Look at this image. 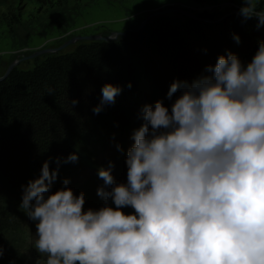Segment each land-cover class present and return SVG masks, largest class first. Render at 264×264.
<instances>
[{
	"label": "clouds",
	"instance_id": "clouds-1",
	"mask_svg": "<svg viewBox=\"0 0 264 264\" xmlns=\"http://www.w3.org/2000/svg\"><path fill=\"white\" fill-rule=\"evenodd\" d=\"M257 4L242 0L239 14L259 28ZM205 72L171 84L168 99L179 91L171 111L163 100L143 106L127 182L101 167L98 210H84L85 194L67 178L53 191L59 167L44 162L20 207L36 222L45 264H264V41L250 62L229 51ZM121 92L105 84L94 112ZM77 160L74 152L64 162Z\"/></svg>",
	"mask_w": 264,
	"mask_h": 264
},
{
	"label": "trees",
	"instance_id": "trees-1",
	"mask_svg": "<svg viewBox=\"0 0 264 264\" xmlns=\"http://www.w3.org/2000/svg\"><path fill=\"white\" fill-rule=\"evenodd\" d=\"M35 1L40 9L55 7L58 2L59 9H62L60 5L63 0ZM70 1L75 4L69 14L72 18L77 9L82 11L94 0ZM193 1L204 4V0ZM0 4H7L8 10L2 14L7 22L21 29L23 14L16 13V0H0ZM196 15L190 16L183 11L177 16L153 15L143 26L116 42H82L70 51H56L43 59L37 58L32 68L15 67L0 80V248L3 249L0 264L18 260L17 254L24 238L22 225L29 218L20 207L24 190L30 181L41 175L45 161H50V170L59 167L53 189L61 188L63 181L73 171V166L78 163L64 162L70 154L75 152L79 155L81 151H86V147L94 151L98 145L105 148L114 132L122 135L124 140L126 134L131 135L130 130L135 131L143 124L141 111L146 104L154 105L157 100H163L171 111L166 91L151 85L153 81L146 78V70H151L153 74L154 70L158 72L159 76L155 75V82L158 83L164 78L156 64L182 62L184 55L203 41L217 36L240 37L254 30L264 33V26L258 28L255 17L245 20L239 12L219 22L213 21L214 15L209 12ZM214 52L210 46L206 53L210 56ZM235 53L243 63L251 61L244 53ZM111 74H115L117 79L104 80ZM96 78H102L96 88V96H102V88L109 82L118 85L125 79L126 84L121 86L122 92L115 103L106 104L99 113H95L94 109L85 114H77V109L73 112L74 108L66 104L72 91L83 80L94 81ZM17 140L24 143L21 158L18 143H15ZM126 156L127 152L123 149L104 161H91L88 165L93 170V176L80 184L77 195L81 192L85 194L87 190L89 196L95 183L104 184L98 176L102 166L108 168L111 164L113 175L127 174ZM57 158L60 159L59 166ZM88 200L85 199V203Z\"/></svg>",
	"mask_w": 264,
	"mask_h": 264
},
{
	"label": "rangeland",
	"instance_id": "rangeland-1",
	"mask_svg": "<svg viewBox=\"0 0 264 264\" xmlns=\"http://www.w3.org/2000/svg\"><path fill=\"white\" fill-rule=\"evenodd\" d=\"M61 3L62 9H59V2L55 7L50 6L49 8L43 7L40 9L39 3L35 0H16V13L23 14L21 29L15 27L17 26L16 24L12 26L7 22V19L2 15L3 12L8 10L7 4H0V76L5 74L12 63H15L16 67L21 69L32 68L37 58L43 59L47 54L54 53L53 49L63 46L65 42L73 37L80 35L109 37L114 33H118L117 39L109 40L116 42L132 30L143 26L147 18L152 14L177 16L178 13H181L180 11H183L189 13L190 16L197 17L196 14L198 13L209 12L214 15L213 21L219 22L232 13H238L242 6V0H204L203 5L197 4L193 0H94L80 12L75 9L76 14L70 18L69 14L74 10L75 4L70 0H63ZM261 6L264 9V0H258V10ZM56 25H59V27H55ZM123 32H126V34L123 35ZM261 41H264V33L261 30H254L246 35H241L239 43L236 42L235 38L217 36L214 39L199 43L184 55L182 62H160L163 65L156 64L160 75L162 74V78H164L161 82H155V75L159 76L156 70H154V74L153 72L150 73L151 70H146L145 76L147 74L146 78L151 82L153 81L151 85L161 87L164 92L166 91L167 95L174 81L187 80L191 82L197 76L199 77L206 73L205 70L208 65L214 66L218 57L226 55L229 51L234 53L238 51L239 54L244 53L246 57L252 59ZM82 42L90 41L77 40L59 51H70ZM210 46L214 48L215 52L209 56L206 52ZM43 49L48 51L37 57L25 60L26 57ZM199 62L202 64H199ZM190 64H192L191 67H189ZM116 77L115 74H111L104 80L117 79ZM101 81L102 78H96L94 81H90V79L83 80L82 84L72 91L66 100V104L74 108L73 112L78 110L77 114L79 112H84L83 114H85L87 111L95 109L102 100V96H96V88H98ZM122 81L118 84L119 86L126 84L125 79ZM160 83L161 85H159ZM137 86H140V84L137 83ZM178 95L179 91L173 95V99L175 100ZM73 100L78 102L73 105ZM168 101L171 105L174 102L172 99H168ZM123 131L127 133V131ZM114 134L117 135L115 132ZM118 138L121 139L119 135ZM15 143H18V140ZM18 148L20 151L19 158H21L24 155L22 154L24 143H18ZM84 149L86 151L79 153L78 163L73 166V171L68 175V187L71 184H75L76 181L86 182L90 179L93 176V170L88 164L91 161L99 162L98 159L102 158V154L98 156V151L92 150L91 147ZM113 176L118 183L120 177L118 175ZM103 185L95 183V186L90 190L89 196L86 190L85 199L89 200L84 205L85 211L89 208L98 210L101 207L100 201L103 199L97 195V190ZM71 188L74 190L73 187ZM58 189L54 188L52 190ZM112 206L115 207L114 204ZM22 227V236L24 238L23 245L17 254L18 260H10L8 264L43 263L46 257L42 258L41 254L33 246L34 241L37 239L36 222L29 218L23 223Z\"/></svg>",
	"mask_w": 264,
	"mask_h": 264
},
{
	"label": "water",
	"instance_id": "water-1",
	"mask_svg": "<svg viewBox=\"0 0 264 264\" xmlns=\"http://www.w3.org/2000/svg\"><path fill=\"white\" fill-rule=\"evenodd\" d=\"M181 12V11H180ZM155 14H152L151 16H153ZM149 16V17H151ZM149 17L147 19H149ZM123 35L126 34V32L122 33ZM77 40H87V41H109L110 38L108 36H102V35H80L77 37H73L71 39H69L67 42H65V44H63V46H60L59 48H55L53 49L54 52L59 51L60 49L66 47L67 45H70L72 43H74ZM48 50L43 49L40 50L34 54H32L31 56H28L25 58V60L29 59V58H33V57H37L40 54L46 53ZM16 67L15 63L10 64V66L8 67V69L6 70L5 74L0 76V80L4 79L6 76L9 75V73Z\"/></svg>",
	"mask_w": 264,
	"mask_h": 264
}]
</instances>
